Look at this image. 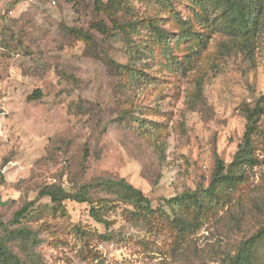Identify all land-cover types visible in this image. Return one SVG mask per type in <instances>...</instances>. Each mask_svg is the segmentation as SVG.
Listing matches in <instances>:
<instances>
[{"label": "rangeland", "instance_id": "obj_1", "mask_svg": "<svg viewBox=\"0 0 264 264\" xmlns=\"http://www.w3.org/2000/svg\"><path fill=\"white\" fill-rule=\"evenodd\" d=\"M96 1L0 0V240L22 264H228L264 227V115L260 164L200 216L180 209L190 230L167 199L208 187L216 160L232 161L244 108L264 95V39L249 57L211 0ZM150 24L171 34L167 46ZM109 178L141 189L154 212ZM50 184L91 203L38 197ZM34 200L40 212L14 223ZM23 226L31 240L10 238ZM257 254L264 264V238Z\"/></svg>", "mask_w": 264, "mask_h": 264}, {"label": "trees", "instance_id": "obj_2", "mask_svg": "<svg viewBox=\"0 0 264 264\" xmlns=\"http://www.w3.org/2000/svg\"><path fill=\"white\" fill-rule=\"evenodd\" d=\"M124 1L129 2L131 0ZM161 1L164 2L163 0ZM120 2H123V0H108L106 4L115 8ZM211 2L220 6L221 16L217 19H221L224 23L223 29L230 36L240 38L242 40V48L249 57L253 58L259 42L264 39V0H211ZM96 7L102 11L105 8V4L102 0H97ZM148 28L153 31L159 41L165 46L168 45L171 34L166 29L158 24H150ZM189 34L198 36V33L195 32H182L179 37H185ZM244 111L247 120L246 130L232 161L226 163L220 158L216 160L212 180L208 187L202 190L187 191L167 199V203L171 206V210L174 213L173 221L181 229L190 230L191 222L188 221L187 216L180 209L195 206V214L200 216L208 206L207 201L218 198L219 189L222 186L235 187L238 182L245 179L249 169L260 164L255 142L259 134L258 123L264 115V95L257 99L254 106H246ZM103 183L110 188L118 189L145 211L154 212L151 202L144 192L125 178H109L104 180ZM44 196L50 197L56 206H61L65 200L91 203L87 191H69L56 184L42 187L38 197ZM39 212L40 208L36 205V201H31L23 205L14 214L13 221L17 224H23ZM91 214L106 229L110 227L109 219L103 217L100 208L91 205ZM107 234L109 233H102V236L108 238ZM9 236L10 238H21L28 241L32 239L33 233L27 226H23L14 232L10 231ZM263 238L264 227L238 246L235 253L229 257L228 264H259L257 244ZM0 260L3 264H22L20 257L13 253L3 240H0Z\"/></svg>", "mask_w": 264, "mask_h": 264}]
</instances>
